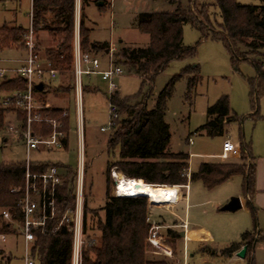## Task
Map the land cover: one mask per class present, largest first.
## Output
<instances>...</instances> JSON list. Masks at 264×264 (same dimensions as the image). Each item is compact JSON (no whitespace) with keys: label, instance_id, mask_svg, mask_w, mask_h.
<instances>
[{"label":"trees","instance_id":"1","mask_svg":"<svg viewBox=\"0 0 264 264\" xmlns=\"http://www.w3.org/2000/svg\"><path fill=\"white\" fill-rule=\"evenodd\" d=\"M98 1H103L102 6L110 2V0H79V38L82 51H100L107 46L106 43L90 42L89 29L84 23V8ZM167 1L176 4L172 12H140L136 16V28L140 33L148 36L146 46L129 48L120 44L114 53V65L120 67L122 65L126 72L139 76L143 83H148L149 89L144 94L139 92L132 97H121L116 89L107 96L109 103L116 108V117L111 119L107 129L110 133L106 136V151L108 154H114L116 149L117 155L114 160L106 162L104 201L99 209L97 211L88 209L86 202L83 201V243L80 264H175L177 262L176 259L168 260L150 254L155 250L146 241L150 227V222L147 220V217H150L147 197L114 195L109 188L112 169L127 178H135L144 183L168 185L175 197L177 193L174 186L201 181L206 189H212L233 176H241L245 203L252 211V225L250 229L240 233L238 240L231 241L221 248L219 254L223 258H230L246 245L244 257L246 264H255L250 252L255 239L264 241V235L255 237L257 222L251 197L254 192L256 166L248 149L242 147L238 159L234 162H202L196 171H189V154L171 152L168 148L170 133L168 124L164 120L167 100L172 95L176 80L182 74L188 75L186 96L189 95L199 77L198 65L188 66L182 74L172 76L156 95L153 108H147L146 101L151 95L150 87L157 74L171 61L195 55L196 46H185L182 41V26L188 23L199 29L201 38L210 36L221 41L233 61L250 60L256 71L255 78L248 80L253 107L258 95L264 94L262 69L264 61L260 58L264 57V1L259 4H243L237 0H212L211 4L218 9L221 18L220 23L215 27L211 25L206 4L187 0L188 5L183 6L182 0ZM30 11L34 40L39 38V33H45L52 43V47L47 48L41 57L58 70L59 78L68 79L70 71L73 74L75 0H32ZM26 31L27 28L20 25H1L0 49L9 47L21 49ZM73 85L72 83V86H69L61 81L58 86L50 88L54 91L73 93ZM24 88L25 83L19 76L0 78V91L3 94ZM45 88V84L42 85L41 90L35 88L37 101ZM84 89L87 88L82 87V90ZM140 97L141 99L138 100ZM41 102L38 111L42 116L58 117L63 110L60 107H51L47 102ZM9 114H12L14 119L24 121L21 111L5 108L0 104V130H3L5 124L9 122L6 121V116ZM234 120L227 97L221 96L214 104L207 107L206 121L199 130L204 131L208 136L222 135L225 126ZM62 122L63 128L67 130L68 116L62 118ZM32 132L34 135L46 137L51 133V128L44 122L33 123ZM66 146L67 137L62 139V147ZM246 158L249 159V163L245 165ZM51 165L58 168L56 164L31 163L30 171L39 174ZM75 176L76 173L70 170L60 175L61 182L55 186L54 214L50 216L49 209H46L47 217L43 225L33 230L34 239L31 243L30 255L34 264H71V219L75 203ZM24 178L23 161L0 163V211L7 210L16 224H20L22 220L20 202L24 197ZM35 184L40 187V180L36 179ZM167 191L169 192L168 187ZM88 214L91 217L87 218ZM0 232L17 234V229L12 222L0 218ZM167 233L170 238H178L177 232L170 228H167ZM203 250L214 251L209 248Z\"/></svg>","mask_w":264,"mask_h":264},{"label":"rangeland","instance_id":"2","mask_svg":"<svg viewBox=\"0 0 264 264\" xmlns=\"http://www.w3.org/2000/svg\"><path fill=\"white\" fill-rule=\"evenodd\" d=\"M237 1L243 4H259L264 0ZM211 2L212 0H196L197 4L207 5L211 25L215 27L220 23L221 18L218 9ZM182 5L187 6V0H182ZM175 8L176 4L169 3L167 0H110L102 7L95 4L86 6L84 8V23L89 29V41L107 45L100 51H92L100 61V68H108L109 65L116 66L114 65V53L120 44L129 48L147 45L148 36L140 33L135 25L138 13L172 12ZM29 10L28 0L17 2L15 6L17 24L28 28ZM2 11L4 10L1 8L0 20L4 16L7 18L6 20L10 15L12 16L9 11L3 12L5 15L2 14ZM76 17L79 26L80 9H77ZM182 41L185 46H196L195 55L181 60H173L157 74L150 87L151 95L146 101L147 108H153L156 95L172 76L182 74L188 66L198 65L199 77L189 95L186 96L188 75L182 74L176 80L172 95L167 100L164 120L169 127V150L188 153L190 155L189 171H196L202 162L236 161L239 156L236 157L237 159L220 156L223 140L229 139L233 144H238L237 149L240 150L242 147L248 149L256 165L259 178L264 180V94L258 95L257 102L252 107L248 80H252L256 76L253 64L250 60L233 61L221 41L212 39L210 36L201 38L199 29L188 23L182 26ZM34 43L40 56L44 55L47 48L52 47L50 38L45 33H39V38L34 40ZM24 58L23 47L21 49L13 47L0 49V67L5 70V76L11 75L19 68L22 65L20 62ZM260 58L264 61V57ZM121 68L123 73L112 80L121 97H132L139 92L144 94L148 91V83H143L139 76L126 72L124 66L121 65ZM61 81L72 86V83L74 84L72 72L70 71L68 79H61L58 76L53 80L45 81V91L36 105L40 108L41 101H44L51 107H60L67 111V146L51 149L33 147L28 152V159L31 163L56 164L60 175L64 174L66 170L76 173L80 157L76 133L74 85L73 93L54 91L53 88H50L58 86ZM81 87L87 88L82 90L81 96L84 118L82 198L88 209L97 211L104 201L106 162L115 159L117 150H114V154L107 153L106 136L110 132L99 130L100 127H105L109 121L107 81L102 80L98 75H83ZM2 94L3 92L0 91V100ZM221 96L227 97L230 113L235 120L225 126V132L222 135L208 136L204 131L199 130V127L206 121L207 107L214 104ZM140 99L141 97L138 100ZM254 112L255 114H253ZM7 120L14 121L12 114L6 116ZM6 125L3 130H0V163L25 161L26 151L22 138L17 134L6 132ZM189 138L191 143H189ZM248 163L249 159L246 158L245 165ZM118 174L120 173L117 172ZM115 180L116 178H113L110 171L109 188L114 195H116ZM188 184L187 188L186 186L175 187L177 198L171 203L153 205L147 198L150 205L148 207L150 218L161 224L178 222V217L182 220L186 218L185 221L189 224L188 228L203 227L210 230L214 239L208 244L217 249L229 244L230 241L237 240L242 226L246 223L251 224L252 211L246 203L243 208L234 213L218 211L225 204L222 203L224 196L228 195V199L233 196H243L242 182L238 175L212 189H206L201 181H193ZM159 186H161L163 197L165 189V202H168L167 187L165 186L163 189L162 185ZM185 190L186 195H190V200L187 202L179 200L185 195ZM89 217H91L90 214L87 215V218ZM160 231L162 235L168 236L167 227L163 226ZM168 244L175 250L174 259L177 261L175 264H179L183 252L182 239L180 241L170 240ZM185 247L189 264H246L245 259L208 258V256L200 254L197 250V243L191 240L185 241ZM4 253L5 256L8 254V260L3 258ZM22 256L23 245L20 236L13 235L4 243L0 242V264H23ZM257 264H264V252H257Z\"/></svg>","mask_w":264,"mask_h":264},{"label":"built area","instance_id":"3","mask_svg":"<svg viewBox=\"0 0 264 264\" xmlns=\"http://www.w3.org/2000/svg\"><path fill=\"white\" fill-rule=\"evenodd\" d=\"M29 26L23 39V49L25 52V58L22 65L17 68L9 76H5V70L0 67V78L19 76L25 83L23 90H15L3 95L0 100V104L5 108H13L19 110L24 115V121L14 119L7 123L5 131L10 134L19 135L25 145L26 159L25 166V190L24 197L20 202L22 209V220L20 224H16L12 221L11 214L2 209L0 211V218L4 221L12 222L17 229V234H6L0 232V242H5L10 236L17 235L22 239L23 245V264H34V261L30 255L31 243L34 239L33 230L41 227L47 217L45 210L49 209L50 216L54 214V201H55V186L60 184L61 177L58 172V168L55 165L49 166L44 172L35 174L30 171L31 162L28 159V152L33 147H45L60 148L62 147V139L67 137V130H65L62 118H66L68 113L65 109L62 110L58 117L50 118L42 116L36 105V92L35 85L45 81H50L59 76V72L54 68L51 63L43 59L37 50L35 49L33 31L31 26V11L28 14ZM73 40H72V70L74 77V102L76 112V133L77 142L79 146V162L76 168L75 176V203L72 214V258L71 264H80L81 261V245L83 243L82 238V150H83V113H82V87L81 77L83 75H98L102 80L107 81L109 93L116 90V86L113 83L114 77H117L123 73L120 66H111L101 69L100 61L97 55L92 51H82L80 47L79 38V26L78 19L75 16ZM264 71V63L262 66ZM116 117V108L109 103V121L105 127H100V131H106L111 119ZM46 123L51 128V133L46 136H37L32 132L33 123ZM189 142L191 139L189 138ZM222 156H237L239 155V149L229 139H224L221 145ZM111 174L115 179V170H111ZM36 179H39L41 186L38 187L35 184ZM187 188V185H184ZM115 194L116 190H115ZM150 222L146 241L156 249L158 255L171 260L174 259L175 253L173 248L168 242L172 239L169 236L161 234V228L163 226L169 228V225H162L156 223L154 220L147 217ZM181 228L185 231L187 228V222L181 221ZM183 252L182 260L179 264H189L185 247V236L183 235Z\"/></svg>","mask_w":264,"mask_h":264},{"label":"crops","instance_id":"4","mask_svg":"<svg viewBox=\"0 0 264 264\" xmlns=\"http://www.w3.org/2000/svg\"><path fill=\"white\" fill-rule=\"evenodd\" d=\"M18 1L19 0H3V1H0V10H1V8H2V10H4V11H2V14H4L3 12H5V11H9L10 14H12V16L10 15L8 20H6L7 18H5V16H4V18L0 20V26L3 25V24L20 25V24H17L16 19H15V6H16ZM28 1H29V7H30V10H31V2H32V0H28ZM77 9L79 10V0H75V14H74L75 16H76V13H77ZM30 10H29V12H30ZM20 26H22V25H20ZM24 28H27V27H24ZM23 62H24V59L21 60L20 65ZM3 95L4 94H2L1 96L3 97ZM191 142H189V143H191ZM237 145L238 144H236V145L234 144V146L236 148H237ZM220 156L223 157L221 155V151H220ZM238 156L239 155H237V156H229L228 155V156H226V158H235V159H237L236 157H238ZM189 157H190V155H189ZM239 177L241 178V182H242V177L241 176H239ZM188 185L189 184H187V187H188ZM174 187H177V186H174ZM186 190H185V195L182 196L179 200H182V201H185V202H187V200L188 201L190 200V195H186ZM239 199H240V202H241V208H243L244 205H245L246 199L244 198V196L239 197ZM175 200L176 199L171 200L169 203H171V202H173ZM228 200H229L228 199V195L224 196V198L222 199V201H224V202H222V203H226ZM251 204H252L254 212H255L254 215H255V218H256V222L259 221L258 225H257V233L255 234V237H257V236L259 237L261 235H264V180L259 178L256 170H255V180H254V192H253L252 197H251ZM218 211H221L220 208L218 209ZM221 212H223V211H221ZM226 212H228V211H226ZM230 213H234V212H230ZM178 220L179 221L178 222L176 221L175 223L162 224V225H169L170 229H172V230L177 232L178 238H171L172 240L175 239L177 241H180L183 238V235H184L185 236V241L186 240L187 241L191 240V241H194V242L197 243V250L200 252V254L206 255V256H208V258L222 257L219 254V250L221 248H223L224 246L217 249L216 247L208 244L209 242H212L213 239H214L213 235L210 232V230L205 229L203 227L188 228L189 224L186 221L187 222V228L184 231L181 228V226H180L181 221H184V220H182V218H180V217H178ZM185 220H186V218H185ZM156 223H159V222H156ZM251 225H252V222H251V224L246 223L244 226H242V228H241L242 231L241 232H243L244 230L250 229ZM233 241H235V240H233ZM182 243H183V239H182ZM203 248H209V249L214 250V251L213 252L204 251ZM257 252L258 253L264 252V241L259 239V238L255 239V241L253 243V246H252V250L250 252V256L253 258L255 264H257ZM150 254H153V256H160L156 252H152ZM229 259L230 260H234V259H241V258L237 257L235 255V253H234Z\"/></svg>","mask_w":264,"mask_h":264},{"label":"bare ground","instance_id":"5","mask_svg":"<svg viewBox=\"0 0 264 264\" xmlns=\"http://www.w3.org/2000/svg\"><path fill=\"white\" fill-rule=\"evenodd\" d=\"M115 190L118 196H134L143 195L149 199V202L153 205H160L169 203L171 200L176 199L177 196H173L171 188L167 185H162L163 189L165 186L169 189V201L165 202V189L164 197L162 194L161 186L144 183L135 178H127L120 174H115ZM189 235V234H188Z\"/></svg>","mask_w":264,"mask_h":264},{"label":"water","instance_id":"6","mask_svg":"<svg viewBox=\"0 0 264 264\" xmlns=\"http://www.w3.org/2000/svg\"><path fill=\"white\" fill-rule=\"evenodd\" d=\"M95 5L102 6L103 5V1H98V2L95 3ZM35 88H37L38 90H41L42 89V84L39 83V84L35 85ZM140 196H143V195H140ZM240 208H241V202H240L239 197L233 196L224 205H222L220 207V210L221 211H228V212H235V211L239 210ZM246 249H247L246 245H243L239 250H237L235 252V255L237 257L243 259L245 257ZM5 259L6 260L9 259L8 254H6Z\"/></svg>","mask_w":264,"mask_h":264}]
</instances>
